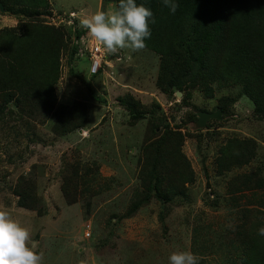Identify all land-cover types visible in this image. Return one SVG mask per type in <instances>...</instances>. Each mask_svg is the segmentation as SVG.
<instances>
[{
	"label": "rangeland",
	"instance_id": "rangeland-1",
	"mask_svg": "<svg viewBox=\"0 0 264 264\" xmlns=\"http://www.w3.org/2000/svg\"><path fill=\"white\" fill-rule=\"evenodd\" d=\"M43 1L45 10L33 14L17 0L0 2V31L31 19L47 24L58 55L51 104L20 107L12 96L0 108V211L29 231L42 264H168L180 251H203L199 264L239 263L237 226L264 227V188L250 182L242 196L228 192L240 175L264 179V116L254 113L251 98L218 80L206 96L189 80L197 68L179 88L161 89L160 56L146 47L107 54L90 76L87 47L95 40L80 21L116 11L114 1ZM185 28L186 39L198 34L193 25ZM223 57L217 48L216 59ZM216 110L220 119L199 121L198 112ZM166 131L171 145L164 155L173 161L176 148L177 162L185 160L192 176L178 185L183 196L167 199L149 180L142 183L162 171L157 158L143 159L144 147L158 149ZM231 140L239 143L238 163L218 174V151ZM18 194L32 206H19Z\"/></svg>",
	"mask_w": 264,
	"mask_h": 264
},
{
	"label": "trees",
	"instance_id": "trees-1",
	"mask_svg": "<svg viewBox=\"0 0 264 264\" xmlns=\"http://www.w3.org/2000/svg\"><path fill=\"white\" fill-rule=\"evenodd\" d=\"M104 1H114L118 9L119 0H102L103 3ZM0 2L4 4L3 0ZM173 2L178 4L174 14L163 5L162 0H136L138 5L143 4L153 12L155 23L149 20L151 38L145 43L146 48L160 56V75L166 78L162 81L158 74L160 88L163 86L168 90L172 85L179 88L183 77L191 68H197L192 76L188 75L189 80L192 84H199L206 96H211L210 82L216 80L229 86H238L243 95L251 98L254 113L264 116V0ZM17 3L28 13H32L31 9L41 7L45 10L47 7L43 0H17ZM11 10V5L5 7V11ZM12 13L20 14L18 11ZM33 22L31 19L15 28L0 31L1 109L12 96L13 101L20 107H23L26 101L51 104L54 100V83L58 75L56 36L51 26ZM191 25L198 29V34L186 39L189 32L185 26ZM209 43L212 44L211 47L208 46ZM217 48L222 49L223 58L216 59ZM210 56H213V61ZM89 90L91 92L90 88ZM128 111L134 118L140 116L131 107ZM170 140L166 131L158 149L153 150L152 146L144 147L143 154V159L149 163L157 158L155 165L162 171L155 176L153 173L146 174L142 183L151 181H148L147 185L151 184L155 194L165 199L170 195L183 196L178 185L192 180L187 162H177L178 157L182 158V155L177 153L176 148L173 161L164 155L170 149ZM238 144L237 141L231 140L220 147L216 163L218 174L228 170V164L238 163V157L235 158V155L240 153L234 148L239 146ZM162 149L167 150L163 153ZM180 170L182 173L178 175ZM240 176V182L230 184L228 192L231 194L242 196V190L250 182L253 188H264V179L261 177L253 178L250 174ZM230 199L233 205H237L235 195H231ZM29 201L34 202L32 199ZM17 204L23 207L32 206L20 194ZM243 215L246 216V213ZM246 226H237L236 235L241 243L240 251H236L239 257L237 264H264V236L258 235L259 224H251L248 228ZM194 254L198 257L204 255L203 251ZM229 264L235 263L230 261Z\"/></svg>",
	"mask_w": 264,
	"mask_h": 264
},
{
	"label": "clouds",
	"instance_id": "clouds-1",
	"mask_svg": "<svg viewBox=\"0 0 264 264\" xmlns=\"http://www.w3.org/2000/svg\"><path fill=\"white\" fill-rule=\"evenodd\" d=\"M162 3L173 14L178 8L173 0H162ZM150 19L155 23L153 12L143 4L138 5L136 0H119L116 11L96 12L80 23L107 54H114L125 48L142 51L145 41L151 38ZM87 74L90 75L88 68ZM258 235L264 236V227L258 229ZM29 239L30 233L25 227L7 212L0 211V264H42L43 255L29 246ZM168 264H199V257L190 251L173 252Z\"/></svg>",
	"mask_w": 264,
	"mask_h": 264
},
{
	"label": "built area",
	"instance_id": "built-area-1",
	"mask_svg": "<svg viewBox=\"0 0 264 264\" xmlns=\"http://www.w3.org/2000/svg\"><path fill=\"white\" fill-rule=\"evenodd\" d=\"M90 44L91 45L87 47L89 58L88 73L90 75H94L101 67V61L107 55V52L97 41L92 42Z\"/></svg>",
	"mask_w": 264,
	"mask_h": 264
},
{
	"label": "water",
	"instance_id": "water-1",
	"mask_svg": "<svg viewBox=\"0 0 264 264\" xmlns=\"http://www.w3.org/2000/svg\"><path fill=\"white\" fill-rule=\"evenodd\" d=\"M0 10H2L1 4H0ZM197 115L199 117V121L201 123H204L208 119H220L221 118V111L220 110H216L214 112L201 111V112H198Z\"/></svg>",
	"mask_w": 264,
	"mask_h": 264
}]
</instances>
